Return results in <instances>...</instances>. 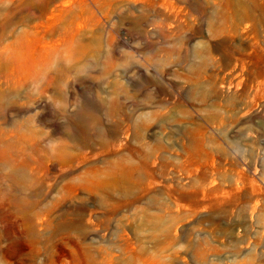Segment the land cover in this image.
<instances>
[{
    "label": "rangeland",
    "instance_id": "rangeland-1",
    "mask_svg": "<svg viewBox=\"0 0 264 264\" xmlns=\"http://www.w3.org/2000/svg\"><path fill=\"white\" fill-rule=\"evenodd\" d=\"M0 264H264V0H0Z\"/></svg>",
    "mask_w": 264,
    "mask_h": 264
}]
</instances>
